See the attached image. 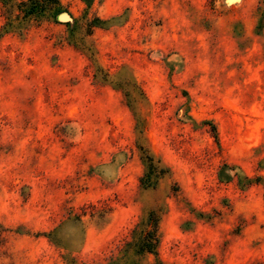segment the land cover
I'll return each mask as SVG.
<instances>
[{
  "label": "rangeland",
  "instance_id": "obj_1",
  "mask_svg": "<svg viewBox=\"0 0 264 264\" xmlns=\"http://www.w3.org/2000/svg\"><path fill=\"white\" fill-rule=\"evenodd\" d=\"M20 1L0 0V264H264V0Z\"/></svg>",
  "mask_w": 264,
  "mask_h": 264
},
{
  "label": "trees",
  "instance_id": "obj_2",
  "mask_svg": "<svg viewBox=\"0 0 264 264\" xmlns=\"http://www.w3.org/2000/svg\"><path fill=\"white\" fill-rule=\"evenodd\" d=\"M89 6L93 0H84ZM19 10L25 18L42 20L43 18L56 17L62 12L61 0H21ZM163 170L160 172L162 173ZM158 175V168L153 163L150 165L149 172L145 175L143 183L151 182L153 176ZM159 215L151 211L143 221L145 228L135 242L138 252H156L159 244Z\"/></svg>",
  "mask_w": 264,
  "mask_h": 264
}]
</instances>
